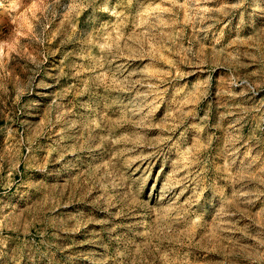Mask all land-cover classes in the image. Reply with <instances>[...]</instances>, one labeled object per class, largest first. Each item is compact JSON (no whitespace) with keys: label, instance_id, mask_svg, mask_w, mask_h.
<instances>
[{"label":"rangeland","instance_id":"374dc122","mask_svg":"<svg viewBox=\"0 0 264 264\" xmlns=\"http://www.w3.org/2000/svg\"><path fill=\"white\" fill-rule=\"evenodd\" d=\"M0 264H264V0H0Z\"/></svg>","mask_w":264,"mask_h":264}]
</instances>
